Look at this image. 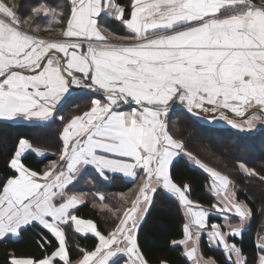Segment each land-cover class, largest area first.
<instances>
[{"label":"snow or ice","instance_id":"6c2138e0","mask_svg":"<svg viewBox=\"0 0 264 264\" xmlns=\"http://www.w3.org/2000/svg\"><path fill=\"white\" fill-rule=\"evenodd\" d=\"M111 21L124 34L110 30ZM41 31L56 38L36 35ZM73 90L89 103L64 123L58 159L42 171L27 167L26 152L43 153L20 138L0 177V241L35 230L38 250H10L5 264H149L139 232L158 191L184 213L181 238L170 245L186 264H218L203 255L204 235L225 264H249L235 241L243 239L250 206L238 199L228 174L169 129L174 106L240 132L264 126V0H0V121L48 122ZM171 126L180 131L175 121ZM178 157L206 174L209 208L190 198L189 183L172 177ZM89 167L104 181L122 176L138 182L134 198L118 194L116 208L93 194L99 203L92 207L114 219L107 232L76 214L87 194L68 191ZM235 169L264 185V174L243 162ZM212 210L222 224L209 225ZM69 228L95 241L90 249L77 244L75 260ZM255 248L252 264H264V236Z\"/></svg>","mask_w":264,"mask_h":264},{"label":"trees","instance_id":"16d2710c","mask_svg":"<svg viewBox=\"0 0 264 264\" xmlns=\"http://www.w3.org/2000/svg\"><path fill=\"white\" fill-rule=\"evenodd\" d=\"M50 1L53 2L51 4L56 5L59 0ZM61 1L63 5L65 0ZM31 2H35V0H31ZM118 2L126 4L127 0H118ZM108 23L113 30L116 29L120 32L124 30L122 26L113 21ZM72 101H75L79 106H71ZM88 103L89 98L83 94L74 95L58 110L57 115H61L63 119H54L44 126L0 122V177L7 174V161L20 138L28 139L36 148L52 152L41 160H38L32 153L25 155L23 163L29 168L42 171L50 161L58 159L59 133L64 123L73 115L84 110ZM172 116L174 118L170 120V132L174 136L182 138L187 148L209 166L228 174L236 185L238 199L246 201L250 206L252 217L243 231V239H237L235 242L242 247L244 255L248 257L249 264H252L256 256L255 243L261 236H264V185H261L258 180L249 181L235 169V165L237 162H243L248 167L264 174V128L258 130L253 136H248L241 135L234 130L202 124L194 117L188 116L184 110L172 111L170 117ZM177 117H179L178 120H176ZM173 121L179 125L178 133L171 126ZM204 136L209 137V141L202 143L200 139L202 140ZM216 141H220L223 147H215L214 142ZM198 148L203 150L202 153L195 150ZM171 175L178 184L184 182L190 184V198L193 201L206 208L210 207L213 197L207 191L206 174L196 167H191L185 159L180 158L173 164ZM94 180L97 181L96 189H99V193L103 192L104 203L110 207L116 208L122 203L118 200V194L123 193L132 198L133 196L130 194H136L133 188L137 186L138 182L134 184L132 181L123 180L122 177L110 179L109 183L99 177ZM82 188L88 193V198L83 205L78 207L76 214L81 218L92 219L101 232H107L114 219L107 211L102 212L98 208L92 207L94 200L97 204L99 203L94 195H90L96 193L93 189H88L84 184ZM208 222L221 223V218L210 216ZM183 223L184 215L178 204L167 194L158 191L139 232V244L149 264H158L160 260H166L169 264H186L180 254L181 250L173 249L170 245L171 240L181 238ZM34 232L35 230L25 232L18 241L11 239L0 241V264H5L8 252L13 249L18 254L37 255ZM67 233L73 260L77 259V244L89 249L94 247L95 241L91 236L81 237L79 234H74L70 228L67 229ZM201 248L206 258L214 257L218 264H225L222 252L216 248H210L205 242V238L202 239Z\"/></svg>","mask_w":264,"mask_h":264},{"label":"crops","instance_id":"0c3cea01","mask_svg":"<svg viewBox=\"0 0 264 264\" xmlns=\"http://www.w3.org/2000/svg\"><path fill=\"white\" fill-rule=\"evenodd\" d=\"M34 1V0H33ZM50 3H53L52 1H50ZM57 4H59V5H62V1L61 0H59L58 2H57ZM56 4V5H57ZM114 22V21H113ZM41 23H43V21H41ZM114 23H117V22H114ZM118 24V23H117ZM109 25V26H108ZM119 25V24H118ZM110 30H112V31H114L113 29H112V27L110 26V24L109 23H107V25H106ZM120 26V25H119ZM122 31V30H121ZM114 32H116V31H114ZM117 34H124V30L122 31V32H120V31H118V32H116ZM36 35H39V36H41V37H43V38H46V39H49V38H56V34L55 33H50V32H43V31H41V32H39V33H36ZM114 43H120L119 41H113ZM79 95V94H82L81 92H80V90H73V93H72V96L71 97H73L74 95ZM64 105V103L63 104H61L60 106H58V108H57V110H56V113H55V116H54V118L53 119H51L50 121H48V122H45V123H42V124H37V123H35V122H26V121H23V120H19V121H16V122H8V123H12V124H27V125H48L49 123H51L54 119H55V117H56V115H57V113H58V110H59V108L61 107V106H63ZM231 115V114H230ZM198 120H200V122L202 123V124H207V125H210V126H217V127H219V128H224V129H228V128H230L229 130H234L235 132H237V133H239V134H241V135H248V136H253L258 130H260V129H262V128H264V126H258L256 129H254L253 131H251V132H240V131H238V130H236V129H232L225 121H218L219 119L217 118V120L216 121H218V122H221V123H215L214 122V124L213 123H209V121L211 120V116L209 115V114H206V113H200V117H199V119ZM0 122H6V121H0ZM63 128V127H62ZM31 143V142H30ZM34 147V146H33ZM34 148H36V147H34ZM37 149H39V148H37ZM41 150V152L43 153V155H37L34 151H28V152H26L25 153V155H27V154H29V153H32V154H34V156L39 160H41V159H43L45 156H47V155H50L52 152H50L49 150H46V149H40ZM24 155V156H25ZM180 158H183V159H185L186 161H187V158H184V157H178L175 161H174V163L175 162H177ZM188 162V161H187ZM173 163V164H174ZM188 164L191 166V167H195V166H193L191 163H189L188 162ZM28 167V166H27ZM172 167H173V165L171 166V169H170V171L172 170ZM94 173V174H96L95 173V170L94 169H92L91 167H89V169L87 170V171H84L83 172V174L82 175H80L79 176V178H78V180L74 183V186H69V189H68V191H69V193L71 194V193H86L87 195H86V200H87V198H88V193L86 192V191H83V188H82V186H83V184H82V176L83 175H87L88 173ZM122 177V176H121ZM122 179L123 180H125V181H131L130 179H127V178H123L122 177ZM106 183H109V181H106ZM83 205V204H82ZM81 206V205H80ZM206 208V207H205ZM182 210V209H181ZM182 213H183V211H182ZM183 215H184V213H183ZM210 216H213V217H220L218 214H216L215 213V211L214 210H212V215H210ZM209 216V217H210ZM184 219H185V217H184ZM232 222H233V224H235L236 223V218L235 217H232ZM209 223V222H208ZM212 223H214V222H212ZM215 223H217V222H215ZM219 223V222H218ZM223 223V221H222V219H221V224ZM209 225H211V223H209ZM203 238H205V242L208 244V239H207V236L206 235H204V236H202L201 237V241H200V247H201V245H202V239ZM20 239V238H19ZM18 239V240H19ZM18 240H12V241H18ZM5 241V240H4ZM201 250H202V248H201Z\"/></svg>","mask_w":264,"mask_h":264},{"label":"rangeland","instance_id":"374dc122","mask_svg":"<svg viewBox=\"0 0 264 264\" xmlns=\"http://www.w3.org/2000/svg\"><path fill=\"white\" fill-rule=\"evenodd\" d=\"M3 2L4 3H8V0H3ZM50 3V2H49ZM109 26V25H108ZM114 31H116V32H118L116 29L114 30ZM171 114V113H170ZM171 118H174V116H172ZM55 119H61V115H56V117H55ZM194 119H196L197 121H199L200 122V120H198L199 118H197V117H194ZM218 121H222V120H218ZM218 121H215V123H221V122H218ZM214 124V123H213ZM213 127H217V126H213ZM228 129H230V128H228ZM193 133H194V131H193ZM199 139V138H198ZM200 141L202 142V143H205V142H207V141H209V137H207V136H204V138L201 140L200 139ZM222 143L220 142V141H216V142H214V146L215 147H218V148H220V147H223L222 145H221ZM191 148H192V146H191ZM197 152H199V153H202V149H200V148H198V149H195ZM205 155H207V154H205ZM204 155V156H205ZM98 176L96 175V174H94V173H88L87 175H83L82 176V184H84L88 189H93V191H95L96 193H99V189H96V187H98L97 186V181L96 180H94V178L96 179ZM104 181V180H103ZM109 181V180H108ZM104 182H106V181H104ZM114 184V183H113ZM138 187V184H137V186H135L134 188H133V191H136V188ZM100 193H102L103 194V192H100ZM90 195H93V194H90ZM130 196H133V198H134V196H135V194L133 195V194H130ZM112 202V201H111ZM111 202H110V205H111ZM99 209V208H98ZM100 210V209H99Z\"/></svg>","mask_w":264,"mask_h":264},{"label":"water","instance_id":"95a60500","mask_svg":"<svg viewBox=\"0 0 264 264\" xmlns=\"http://www.w3.org/2000/svg\"><path fill=\"white\" fill-rule=\"evenodd\" d=\"M173 110H183V109H181L179 106H174V109ZM201 113H203V112H201Z\"/></svg>","mask_w":264,"mask_h":264}]
</instances>
